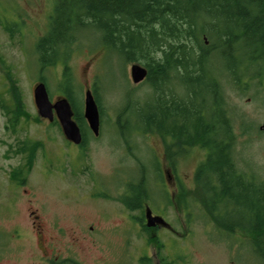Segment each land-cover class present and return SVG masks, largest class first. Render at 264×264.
Listing matches in <instances>:
<instances>
[{"label": "rangeland", "instance_id": "1", "mask_svg": "<svg viewBox=\"0 0 264 264\" xmlns=\"http://www.w3.org/2000/svg\"><path fill=\"white\" fill-rule=\"evenodd\" d=\"M53 7V0H0V198L6 196L7 189L2 190V186L7 187L9 176L13 175L16 183L13 205L0 209V264L42 262L29 216L32 211L47 223L45 229H51L55 241L59 240L57 251L62 256L76 255L80 250L71 247L73 237L79 242L81 234L96 239L95 246L86 244L85 251L78 253L82 264H119V253L124 250L127 255L124 264H148L146 257L150 264H156L155 253L161 261L171 264H264V258L257 255L262 251L251 252L255 246L250 242L251 237L233 229L235 222L245 223V212L246 221L251 219L248 208L231 203L233 211H226L220 203L219 212L211 215L205 202H210L212 196L200 191L202 205L201 195H194L198 190L194 174L201 159H205V150L188 152L175 159L172 166L165 156L168 140L157 132H142L144 125L139 120L145 114L137 111V106L129 113V125L124 119L126 113L120 123L117 121L129 99L144 104L152 95L145 81L137 85L131 81L132 64L145 67L143 62L125 61L99 40L96 43L92 32H84L76 38L66 68L82 112L85 91L97 89L102 112L99 135L95 137L91 132L85 150L75 154L65 144L60 127L40 119L33 94L38 82H45L52 100L64 97V65L58 63L41 69L35 51L36 43L47 33ZM238 72L246 74L244 77L251 81L242 78L240 85H235L218 74L233 116L235 160L248 179L250 174L264 182V84H261L264 64L249 66L244 62ZM15 93L19 94L21 103L17 122H13L14 117L10 121L13 115L1 108L16 110ZM132 126H137L135 133L128 132ZM121 130L128 135H120ZM25 142L34 150V145L41 144L33 157L19 153L17 148L27 150ZM77 168L81 169L78 175L73 172ZM91 173L97 175L95 180L107 182H102L95 194L110 186L108 198L93 196L97 183L89 180ZM141 173L150 193L143 206L162 214L174 230L170 233L158 230L155 243H149L148 233L137 224L144 208L125 209L118 200L121 186L124 185L122 195L127 194L128 184L139 182ZM21 180H25L24 189L31 193L29 196L18 188ZM182 192H186L184 201L190 208L181 203ZM27 199H32V203ZM93 225L105 234L99 237L82 232ZM229 226L230 232L225 230ZM16 232L21 238H15ZM103 256L105 260H101Z\"/></svg>", "mask_w": 264, "mask_h": 264}, {"label": "trees", "instance_id": "2", "mask_svg": "<svg viewBox=\"0 0 264 264\" xmlns=\"http://www.w3.org/2000/svg\"><path fill=\"white\" fill-rule=\"evenodd\" d=\"M53 6L47 33L35 51L41 69L64 65L62 91L84 136L88 138L89 131L66 61L76 38L90 31L96 43L99 40L127 62H143L148 72L150 99L144 104L129 99L117 121L126 113L129 125V113L137 106L145 114L139 120L142 132H157L168 140L165 156L172 166L188 152L205 150L194 174V195H201L202 205L200 191L212 196L205 202L211 215L219 212L220 203L226 211L232 210L231 203L248 208L257 235L255 247L262 251L257 255L264 258V182L248 179L236 164L233 116L218 77L240 85L246 74L238 72L239 66L264 64V0H53ZM96 91L92 92L101 116ZM14 96V112L1 108L17 122L21 103L19 94ZM132 127L129 133L137 129ZM120 135L128 133L121 130ZM25 145L33 157L32 146ZM138 181L128 184L123 199L129 210L141 209L149 199L144 177ZM181 195V203L190 208L184 201L186 192Z\"/></svg>", "mask_w": 264, "mask_h": 264}, {"label": "flooded vegetation", "instance_id": "3", "mask_svg": "<svg viewBox=\"0 0 264 264\" xmlns=\"http://www.w3.org/2000/svg\"><path fill=\"white\" fill-rule=\"evenodd\" d=\"M243 78H247V77H243ZM258 78L260 79V77H258ZM246 81H251V80H250V78H247ZM262 82H261V84H264ZM244 83H246V82L244 81ZM259 83H260V80H259ZM46 87H47V85H46ZM262 90H264V89L262 88ZM48 94H49V91H48ZM49 97H51L50 94H49ZM59 99H61V97H59L56 100L55 99L52 100L50 98V100H51L52 103H55ZM37 114H38V112H37ZM40 119H42L44 121V123L47 122L48 124L57 125L61 129V125H60V123H59V121H58V119L56 117V114H54L53 121H49L48 119L41 118V117H40ZM73 120H74V118H73ZM86 126H87V129L89 131L88 132V135H89L92 131L89 129V126H88L87 122H86ZM79 129H80V127H79ZM61 131H62V129H61ZM80 132H81V136H82V141L78 145L77 144H74L73 142H71V141H69V140H67L65 138L66 139L65 144L70 149H72V150L74 149L75 150V154H79V153L83 152V150H85V148H86V143L88 141V138L84 136V134L82 133V130L81 129H80ZM95 137H97V136H95ZM34 146L36 147L35 150H34V152L36 153L38 147L41 146V144H36ZM17 149L19 150V153L20 154H22V155L24 154L25 156H27V158L31 156V153H30L29 150H25L22 147L21 148H17ZM75 158H76V156H75ZM79 159L77 160L78 161V165L77 166L80 167L82 163H81V159L80 160ZM59 160H61V159H59ZM73 166L76 168V165L75 164H73ZM77 169H78L77 171H73L74 174H76V175H78L81 172V169H79V168H77ZM61 171H62V169H61ZM166 175H169V172L168 171H166ZM95 176L97 177V175H95L94 173H91V175L89 176V180L92 181V182H94V180H95L94 177ZM250 176L251 175L249 174V177ZM8 178H9L10 181H7V183H6L7 184V187L2 186V190H3V188L4 189H7V190H5L6 191L5 192V195L6 196L3 197V198H0V200L2 199V201L0 202V209L3 208L5 210L6 209H9L13 205V202L15 201V194H14V191L13 190H15L16 183L13 180L14 176L12 175V176H9ZM95 182L97 183V185H95V187L93 189V196L96 197V198H98V199L108 198L110 196V191H109L110 190L109 189L110 186L109 187L105 186L104 189H107V190L103 191V193L100 192L99 194H95V191L97 190V188L99 186L102 185V182H105V183H107V182L105 180H101L100 181V178H99V180L96 179ZM24 185H25V180H21L18 183V188H22L23 189V192L26 194V196H29L31 193H28L27 190L24 189ZM122 188H124V185H123V187L121 186V190H120L121 192L119 193L118 200H119L120 204H122L125 209H128L127 206L125 205V203L123 202L124 196L126 197V194H123L122 195V193H123L122 192ZM149 195H150V193L148 192V197H149ZM26 201L28 203H32V199H27ZM142 209L144 210V215L139 219V221H138L137 224H138L139 227H141L143 229V231H145V233H148L149 243L155 241V238L157 236L156 233H157L158 230L166 231V232H169V233H170V231H173L174 232V230L172 229L171 225L165 221V219L163 218L162 214L155 213L147 205L146 206H142V208L139 209V210H142ZM149 214L151 216H153L154 218L162 219L163 222L162 221H160V223L155 222V225L154 226H148L147 223L149 221V219H148ZM29 216H30V219H31L32 226L35 229L36 234H37V244H38V247H39L40 252H41V257L40 258L42 260L41 263H32V264H82V262L80 260V257H78L79 256L78 253L80 251H85V247L84 246L86 244H90L91 245V248H92V246H95L96 239H87L84 234H81V238H82V241L81 242H79V239L73 237L72 238L73 239V242H72V244H70L71 247H77L78 249H80V250H78L76 252V255L71 254V255H67V256H62L61 255V252L57 251V247H58V244H59V240L58 241H55L56 239L54 238V236H53L54 234L52 233L51 229H48V230L45 229V225H47V223H45L44 221H42L40 215H38V213L36 211H32L29 214ZM212 220H213L212 222H215V219H212ZM245 222L246 223L244 224L243 227L240 226V222H235L233 229L237 230L238 233L239 232H241V233L246 232L247 235H248V237H249V239L251 237V241L250 242L252 243V245L253 244L255 245V240H256V236H257L256 235V230L252 229V227L250 225L251 222L253 223V219H248L247 221L245 219ZM56 229H58V228H56ZM82 232H85V233H87V234H89L91 236H99V237H101L102 235L105 234V231L103 229L96 228L95 225L90 226L88 228V230L83 229ZM57 234H58V231H57ZM15 238L16 239L17 238H21V234L19 232H16ZM88 249L90 250L89 247H87V250ZM256 250H258L260 252V250L257 249L255 246H254V248L251 249V252L252 253H255ZM125 256H127L126 255V251L125 250L124 251H120V253H119L120 263L119 264H124L125 263ZM154 256L157 259L156 264H171L170 262L161 261L156 256V253L154 254ZM146 258H147L148 264H150L149 263V260H148V257H146ZM143 259L144 258H142L141 260H143ZM101 260H105V256H103V258ZM93 264H96V263H93ZM105 264H110V263L107 262Z\"/></svg>", "mask_w": 264, "mask_h": 264}, {"label": "water", "instance_id": "4", "mask_svg": "<svg viewBox=\"0 0 264 264\" xmlns=\"http://www.w3.org/2000/svg\"><path fill=\"white\" fill-rule=\"evenodd\" d=\"M147 69L139 64H132L130 69V76L133 84H139L143 82L147 77ZM34 103L41 118L53 121L54 114L61 125L62 132L65 138L74 144H80L82 136L77 123L73 120V109L67 98H61L55 103H52L48 94L46 84L39 82L33 91ZM84 119L86 120L89 129L95 136L99 134L100 128V113L98 105L95 101L94 95L90 89L85 91L84 95ZM264 128V124H263ZM148 226H154L155 222H163L162 219L154 218L149 214Z\"/></svg>", "mask_w": 264, "mask_h": 264}]
</instances>
